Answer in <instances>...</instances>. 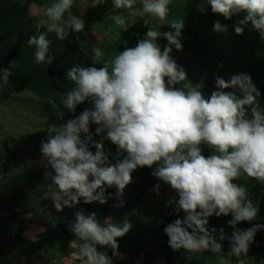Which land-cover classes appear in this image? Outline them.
<instances>
[{"label": "clouds", "instance_id": "clouds-1", "mask_svg": "<svg viewBox=\"0 0 264 264\" xmlns=\"http://www.w3.org/2000/svg\"><path fill=\"white\" fill-rule=\"evenodd\" d=\"M138 2L140 7L135 8ZM73 3L74 0H49L44 6L39 23L46 31L27 40L28 46L34 48L37 64L52 63L48 33L63 41L70 33L84 30L83 19L70 11ZM170 3L171 0H111L112 8L127 12V17L124 13L115 15L114 25L127 30L137 12L164 20ZM197 8L201 14L210 10L225 20L238 17L232 24L237 35L248 29L264 41V0H200ZM167 25L172 30L163 33L155 26L148 27L135 47H126L110 61L103 59L100 47L93 46L91 64L102 66L77 65L68 71L74 87L61 93L60 103L68 112L86 101L92 107L84 108L63 124L47 126V138L40 145L41 163L50 180L48 190L57 212L81 200L84 204H105L113 196L105 195L106 189L113 186L117 201L113 206L123 207V191L131 183V173L139 167L153 169L151 175L168 184L177 196L166 201L165 206L174 205L175 212L184 214L183 220L176 219L164 227L168 246L174 251L218 253L220 264H224L230 260L228 257L245 255L255 233L264 229V224L236 229L240 222L254 220L259 211V201L253 203L246 185L236 181L246 176L264 182L261 93L249 74L240 73L228 80L216 77L215 90L206 98L201 91L203 85L188 82L185 70L171 56L173 48L182 49L183 17L173 18ZM228 27L217 20L212 29L224 33ZM161 36L167 41L163 51L157 44ZM13 64L0 69V81H9ZM90 125H95V134L103 133L94 143L95 152L88 143ZM81 133L87 139H82ZM105 140L116 146L114 154L104 148ZM202 145L210 149L208 155L203 153ZM159 188L156 184L152 190L158 194ZM74 215L70 231L81 241L79 255L83 264H113L105 252L97 250V245L112 249L116 256L118 238L132 228L129 220L117 223L109 217L101 224L95 213L77 211ZM213 215H231L227 223L235 230L227 237V257L222 255L221 242L226 239L223 229L216 238L212 235L216 229L206 227Z\"/></svg>", "mask_w": 264, "mask_h": 264}, {"label": "rangeland", "instance_id": "rangeland-1", "mask_svg": "<svg viewBox=\"0 0 264 264\" xmlns=\"http://www.w3.org/2000/svg\"><path fill=\"white\" fill-rule=\"evenodd\" d=\"M48 2L0 0V69L14 63L9 81H0V264H83L79 255L81 241L70 231L77 211L85 215L95 213L101 224L109 217L117 223L127 218L132 224L130 231L118 238L116 256L112 249L97 245V250L105 252L113 264H220L218 253L174 251L168 246L163 229L176 219L183 220L184 214L175 212L174 205L165 206L166 201L177 198L176 193L151 175L153 169L148 167H139L131 173V183L123 191V207L113 206L117 203L113 186L106 189L105 195L113 196L105 204H84L81 200L74 207L57 212L48 190L50 180L45 177L41 163L40 145L47 138L48 125L63 124L84 108L92 107L86 101L74 112H68L60 98L62 92L74 87L67 77L71 68L102 66L91 64L93 46L100 47L103 59L110 61L126 47H135L148 27L168 32L172 30L167 25L170 20L183 17L182 49L173 48L171 56L185 70L187 81L201 83L202 94L207 98L215 90L216 77L228 80L233 75L247 73L260 91L259 103L264 107V41L248 29L237 35L232 24L238 17L225 20L210 10L201 14L197 8L200 0H171L164 20L140 16L137 12L135 22L127 30L114 25L113 17L120 13L127 17V12L112 8L111 0H74L70 11L83 19L84 30L70 33L63 41L48 33L52 63L37 64L34 48L28 46L27 40L46 31L39 22ZM134 7L139 8V2ZM217 20L229 26L226 32L213 31ZM157 44L163 51L167 41L161 36ZM89 134V147L95 152L94 143L100 141L103 133L95 134V125H90ZM81 138L87 139V135L81 133ZM201 147L208 155L210 149ZM104 148L116 152V146L107 140ZM236 182L246 185L253 203L259 201L257 217L240 222L236 229L264 224V182L246 176ZM156 184L160 185L158 194L152 190ZM230 219L231 215H213L206 226L209 230L216 229L212 233L216 238L223 229L226 239L221 243L225 257L229 251L227 237L235 230L227 223ZM228 258L224 264H264V229L255 233L245 255Z\"/></svg>", "mask_w": 264, "mask_h": 264}]
</instances>
